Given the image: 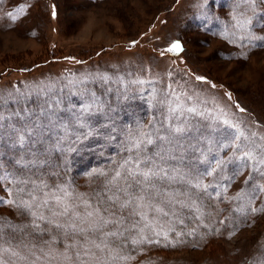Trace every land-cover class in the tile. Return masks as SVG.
Returning a JSON list of instances; mask_svg holds the SVG:
<instances>
[{
  "label": "rangeland",
  "instance_id": "1",
  "mask_svg": "<svg viewBox=\"0 0 264 264\" xmlns=\"http://www.w3.org/2000/svg\"><path fill=\"white\" fill-rule=\"evenodd\" d=\"M238 3L240 0H0V94L5 101L27 94V107L39 113L45 91L64 96L76 92L73 85L84 81L112 108L106 115L92 117L99 135L77 142L78 133L69 128L66 137L61 130L63 141L57 144L52 133L51 141L46 139L40 151L49 143L57 150L41 157L46 163L20 172L21 166L14 162L31 160L28 153L34 148L0 140V163L11 173L8 181H0V200L13 199L12 176L34 181L40 186L41 199L49 194L59 196L62 187L93 205L99 193L112 195L107 182L129 155L125 151L128 136L152 133L153 143L145 145L144 155L157 164L161 155L165 160L171 155L167 141H157L156 136L167 137L166 129L182 121L172 119L168 103H158L165 97L172 107L181 106L183 115L208 137L200 145L205 155L198 152L193 156L192 146L199 138L185 136L181 143L189 147L182 150L183 163L164 165L199 176L200 188L182 189L177 184L166 188L169 194L194 193L173 197L187 206L160 204L169 213L167 217L145 208L147 221L136 229L131 224L138 216L127 219V210H117L115 217L109 213L106 219H115L116 224L105 231H120L123 236L110 237L108 248H93L94 256L89 258L78 254L88 246L82 238L69 237L56 228L64 222L62 218L51 223L37 220L40 228L36 229L27 211L12 203L0 204V218L27 226L23 233H15L12 242L18 255L11 251L0 254L5 264H264V194L246 211L238 208L242 200L229 199L237 193L243 197L249 169H243L230 184L223 183L225 172L204 175L206 169L211 172L216 167L215 161L209 166L205 156L211 160L210 151L229 157L233 149L223 145L233 142L234 135L264 144V40L258 39L264 36V3L258 5L255 16L247 13L254 23L244 29L238 26L242 18L236 11L249 6L237 9ZM174 42L180 44V50L167 51ZM197 76L205 79L198 81ZM101 77L110 79L102 81ZM37 90H41L39 99ZM125 91L127 99L121 95ZM69 99L76 103L82 98ZM25 106L23 99L18 105H7L9 111ZM192 107L201 115L186 111ZM175 116L179 118L181 113ZM97 141L100 146L92 150L98 151L82 154ZM112 141L115 146L108 148ZM205 189L206 194L199 195ZM251 207L257 211H250ZM78 211H85L83 203ZM44 214L50 217V213ZM142 236L153 242H141ZM89 239L100 243L95 237Z\"/></svg>",
  "mask_w": 264,
  "mask_h": 264
},
{
  "label": "snow or ice",
  "instance_id": "2",
  "mask_svg": "<svg viewBox=\"0 0 264 264\" xmlns=\"http://www.w3.org/2000/svg\"><path fill=\"white\" fill-rule=\"evenodd\" d=\"M260 3H264V0H240V3L236 6L237 9H240L241 5L249 6L244 8L243 11H236V15L242 18L238 21L240 28L244 29L253 25L254 21L247 17V13L251 11L252 15L255 16ZM247 37L248 34L246 33ZM258 39L264 40V36L258 37ZM174 49L180 50L178 42L172 43L167 51ZM100 79L106 81L110 78L101 77ZM196 79L202 81L205 78L197 76ZM73 87L76 88V92L68 91L64 96H57L55 93L48 94L45 91L44 102L39 113L27 107V94H20L14 101H5L2 94H0V140H7L13 146L34 148L32 152L28 153L32 156L31 160L25 161L24 158H21L14 162L16 165L21 166L17 169V172L47 162L46 159L41 160V157L57 149L51 143L48 144L47 148H44V151H40V148L44 146L46 139L51 141L52 133H55L57 144H61L63 141V137L60 135L61 130H63L66 137L69 128L75 129L78 133L77 142L100 134V129L94 127L91 122L92 117L98 113L106 115L107 112L112 111L111 106L103 97L98 96L95 91L88 88L86 82L80 81L79 85H73ZM40 93L41 90H37L35 93L37 99H39ZM121 95L125 99L128 98L126 91ZM69 97H81L82 99L73 103ZM21 99L25 101V108L9 111L7 105L11 103L18 105ZM158 103L161 105L168 103V112L172 114V119L182 121L166 129L168 132L167 137L156 136L157 141L166 140L171 149V155L167 160L161 155L160 163L157 164L154 158L145 157L144 147L153 143V134L140 131L126 138L129 147H126L125 151L129 155L107 182L108 191L112 195L106 196L105 193H99L94 205L74 196L66 187L58 188L59 196L53 197L49 194L48 198L41 199L39 185L29 179H17L16 176H12L11 181H9L15 185L11 190L13 199L11 201L0 200V204L12 203L22 212L27 211L33 217L31 226L36 229L40 228L37 220L51 223V220L62 218L64 222L56 224V228L64 230L69 237L82 238L85 244L88 245L82 249V253H78L82 254L83 258H89L90 254L94 256L93 248L105 251L108 248L110 237L123 236V232L120 231H105L110 225L115 226L116 224L115 219H106L109 213L115 217L117 210H127L129 212L127 219L138 216L139 220H135L131 224V229H136L141 221H147V213L142 211L145 208L167 217L169 213L165 212L160 204H164L165 207L176 203L187 206L183 205L182 201L174 200L173 197L176 195L191 197L194 193L184 190L173 191L169 194L166 188H171L172 184H177L182 189L200 188L199 176L194 177L190 172H186L179 167H165L164 165L166 163H183L182 150L189 147L187 144L181 143L185 136H193L194 139L199 138L197 144L192 146L193 156L198 152L205 155L200 145L208 137L201 130L196 129V126L183 115L185 110L181 106L172 107L167 97L158 101ZM178 111L181 113L179 118L175 116ZM186 111L192 115H201L195 107L188 108ZM240 111H244V109H240ZM61 112L65 115H59ZM223 123L228 124V121L225 120ZM103 127L107 129L108 125ZM205 127L209 131H215L212 125H206ZM113 131H115L114 128ZM215 144L216 147H221L219 142H215ZM223 147H231L233 149L232 154L227 158H223L209 151L208 155L211 156V160H208L205 156V161L209 166H211L212 161H215L216 167L212 168L211 172L206 169L204 175L225 172L227 175L224 176L223 183L230 184L232 179L239 175L243 169H249L248 176L244 180L245 187L241 190L244 193L243 197L240 193H237L234 197H229L232 200H242V203L238 205L240 211L249 210V206L255 202V199L264 194V144L256 143L255 140L246 142L243 134H238L233 136V142L223 145ZM59 150L62 151L63 148L61 147ZM199 158L197 157V159ZM10 175L11 173L8 172L5 165L0 163V181H8ZM193 180L196 181L194 185ZM46 187L47 185H45ZM208 187H212V185ZM213 191H215V188H213ZM204 194H206V189L205 192H201L199 195ZM81 203L85 208L83 213L78 211ZM250 211L256 212L257 209L251 207ZM45 212L50 213V217L46 216ZM173 215H175V212H173ZM123 222V220L120 221V223ZM149 227L150 225L146 223L145 228ZM26 228L27 226L17 225L0 218V254L11 251L13 256H17L18 253L15 252V245L12 242L15 239V233L17 231L23 233ZM89 237H95L100 243H96L95 240H91ZM144 241L153 242L149 237L142 236L141 242ZM5 244L8 245V248L4 247ZM71 247L72 245H69V248ZM0 264H5L2 255H0Z\"/></svg>",
  "mask_w": 264,
  "mask_h": 264
},
{
  "label": "trees",
  "instance_id": "3",
  "mask_svg": "<svg viewBox=\"0 0 264 264\" xmlns=\"http://www.w3.org/2000/svg\"><path fill=\"white\" fill-rule=\"evenodd\" d=\"M96 138H98V137H96ZM112 142H113V141H112ZM116 142H117V141H116ZM93 143H95V142H93ZM104 144H105V143H104ZM79 145H80V144H79ZM85 146H87V145H85ZM98 146H100V143L97 141V143H95L93 146H91V147L88 148V151H89V152H84V151H83L82 154H83V153L89 154V153H93L94 151H98V148H95V149L92 150L93 147H98ZM111 146H115V142L110 143V144L107 143V147H108V148H112ZM87 147H88V146H87ZM122 151H123V150H122ZM122 151H121V152H122ZM58 159H59V158H58ZM121 164H122V162H121ZM119 165H120V163H119ZM193 221L195 222V220H193ZM179 227L181 228L182 226H179ZM183 229H184V228H183ZM185 231H186V230H185ZM188 231H189V230H188ZM188 231H187V233H188ZM207 233H208V232H206V234H207ZM193 238H194L195 240H197V239H198V235H196V236L193 237Z\"/></svg>",
  "mask_w": 264,
  "mask_h": 264
}]
</instances>
